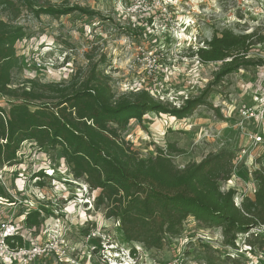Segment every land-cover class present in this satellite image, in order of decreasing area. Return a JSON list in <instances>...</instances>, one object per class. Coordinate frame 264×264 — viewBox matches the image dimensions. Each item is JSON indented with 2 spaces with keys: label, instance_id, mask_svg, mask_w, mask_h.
I'll list each match as a JSON object with an SVG mask.
<instances>
[{
  "label": "rangeland",
  "instance_id": "1",
  "mask_svg": "<svg viewBox=\"0 0 264 264\" xmlns=\"http://www.w3.org/2000/svg\"><path fill=\"white\" fill-rule=\"evenodd\" d=\"M50 1H67L95 15L74 13L58 19H34L23 12L16 22L24 27L26 37L15 44L21 69L12 72L14 87H28L30 81L66 84L76 71L84 73L91 63H97L115 94L144 90L156 100L179 107L197 97L220 67L219 63L200 64L191 50L222 29L264 34V0ZM263 51L264 42L255 45L249 55H263L264 61ZM257 71L241 70L223 79L209 98L218 114L206 107L197 108L183 120L149 113L140 123L129 121L122 138L142 158L155 156L157 149L165 151L167 145L174 146L178 152L171 154V159L180 169L208 154L233 151L237 160L232 176L227 182H219V187L222 192L234 190L235 203H241L255 191L254 172L264 168V144L255 147L249 141V135L261 134L262 130L255 121L238 117L239 109L252 103ZM0 107L8 110L1 98ZM60 151L24 143L15 165L0 166V188L13 201L2 202L3 213L18 218L27 209L39 210L41 225L29 233L28 242L43 243L55 236L63 243L56 248L65 250L69 259L59 262L51 256L36 264H108L109 247L130 252L134 245L141 248L147 264L153 260L166 264L179 256L185 257L186 264L204 263L196 260L201 256L215 264H232L225 262L229 250L222 245L221 230L206 229L193 219L185 224L182 241L175 239L161 251L127 244L117 222L105 217L104 208L95 210L99 191L73 179ZM39 172L45 175L42 186L34 179ZM261 237L264 244V233ZM256 243L251 239V245ZM254 255L252 250V258ZM246 259L242 255L238 263L244 264Z\"/></svg>",
  "mask_w": 264,
  "mask_h": 264
},
{
  "label": "trees",
  "instance_id": "2",
  "mask_svg": "<svg viewBox=\"0 0 264 264\" xmlns=\"http://www.w3.org/2000/svg\"><path fill=\"white\" fill-rule=\"evenodd\" d=\"M23 12L34 19L95 15L67 1L0 0V98L8 106V110L0 107V166L15 165L24 143L39 149L59 148L73 179L99 191L95 210L104 208L105 217L118 222L122 239L147 251H161L178 239L189 219L206 229L221 230L224 247H234L238 234L264 225V168L253 174L256 188L252 197L242 198L237 207L236 192H222L219 187V182L232 176L237 158L233 151L208 154L180 169L171 159L178 152L174 146L142 158L121 135L129 121L140 123L149 113L183 120L197 108L206 107L218 114L209 98L223 79L264 66L263 59L249 55L255 45L263 44L264 34L222 29L191 50L200 64L219 63L220 67L197 97L172 107L144 90L115 94L97 63H91L84 73L76 71L66 84L30 81L28 87H14L12 72L21 69L15 44L26 37L24 27L16 22ZM41 178H45L42 172L34 176L40 186ZM0 199L13 203L1 188ZM24 216L27 228L40 227L39 210L27 209ZM9 244L21 248L24 241L17 236ZM202 247L210 250L208 245ZM196 260L215 264L207 256Z\"/></svg>",
  "mask_w": 264,
  "mask_h": 264
},
{
  "label": "built area",
  "instance_id": "3",
  "mask_svg": "<svg viewBox=\"0 0 264 264\" xmlns=\"http://www.w3.org/2000/svg\"><path fill=\"white\" fill-rule=\"evenodd\" d=\"M129 10L133 13L136 12L131 9ZM263 53L264 51L261 54ZM262 56L263 55L260 56L261 59H263ZM257 70L259 75L253 92L252 103L250 105L242 106L238 111V117L241 121H255L262 130L261 134L256 133L249 135V141H251L255 147L264 144V66ZM236 160L237 158L235 161ZM0 180H2L1 172ZM2 202L6 201L0 199V264H36L41 260L49 259L51 256H56L59 262H61L62 259L69 260L65 255V250L62 248H59L60 250L56 248V245H63V243L55 236H50V238L43 243L37 241H31L29 243L27 236L34 231L35 228H27L25 226L24 215H20L18 218H12L11 216L5 215L1 208V206H3ZM235 206L239 207L240 203H235ZM263 233L264 225H260L254 229H250L246 233L238 234L234 240V247H225L229 250V254H227L228 258L238 263V261L241 260V256L246 255V258L248 259L243 260L244 264H264V244L261 241L263 238L261 237V234ZM182 234L176 240L182 241ZM17 236L22 238L24 245L21 248H12L9 243H13V238ZM251 239H255L257 243L251 245ZM238 241H240V244ZM255 246L257 247L256 249ZM134 248L136 251L131 248L130 252H124L114 251L115 249L109 247V259H107L108 264H147L142 259L141 248L136 245H134ZM252 250L256 252L254 258L251 256ZM151 264L160 263L153 260ZM166 264H186V259L183 256H179ZM193 264L197 263L195 262Z\"/></svg>",
  "mask_w": 264,
  "mask_h": 264
}]
</instances>
